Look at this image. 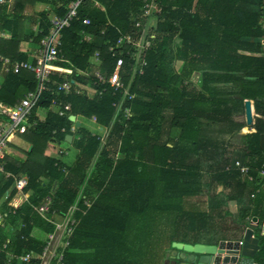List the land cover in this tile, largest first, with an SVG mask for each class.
<instances>
[{
  "label": "trees",
  "instance_id": "trees-1",
  "mask_svg": "<svg viewBox=\"0 0 264 264\" xmlns=\"http://www.w3.org/2000/svg\"><path fill=\"white\" fill-rule=\"evenodd\" d=\"M38 1H50V11L34 13L32 9ZM71 1L12 0L0 6V30L11 33L8 40L0 39V55L13 62L26 60L19 51L18 33L24 22L38 24L39 41L50 28V12L63 15ZM155 1L161 11L152 17L156 20L154 26L148 28L151 45L142 71L133 72V58L123 53L119 72L122 87L118 90L107 85L101 96L74 92L63 95L55 93L54 83H48L32 108L25 129L17 133L31 148L20 149V156L6 151L4 173H0V237H9L7 251L16 257L9 261L6 252L1 251L0 264H25L19 255L42 251L47 235L55 227L34 207L50 196V210L64 213L78 197L88 173L84 197L99 194L88 217L99 210L109 214V219L122 220L103 221L101 228L92 222L91 229L74 230L64 251V264H74L85 250H103L106 241L121 250L128 217L142 213L146 204L155 205L159 197L153 192L156 188L162 189L169 200L177 198L168 210L178 214L174 226L197 237L180 239L185 242L195 243L211 231L218 234V225L226 218L235 230L231 237L238 238L249 219L257 216L255 232L260 247L256 260L264 261V234L260 227L264 220V188L257 171L264 161V47L260 42L264 36V0ZM142 13L140 0H83L70 26L61 31L60 55L66 61L60 65L87 70L95 65L91 57L98 51L100 62L96 66L108 77L121 52L117 49L112 56L109 44L115 43L120 33L137 40L146 23ZM85 18L90 24H84ZM81 31L90 34L91 40H83ZM122 48L130 50L127 46ZM174 61L182 62L178 72L173 68ZM76 74V80L90 81ZM52 78L61 81L57 74ZM36 86L29 70L3 73L0 101L14 105ZM55 99L70 102L74 115L86 120L94 116L96 124L104 128L106 138L98 134L99 130L94 132L83 125L71 134L69 117L50 110ZM246 99L252 100L254 112L259 115L251 126L244 119ZM38 108L47 110L41 119L36 114ZM68 134L73 135L71 143L77 151L70 167L61 161L64 153L50 156L44 152L50 140L59 143ZM225 135L239 136V148L225 141ZM200 152L210 157L213 154L207 160L206 170L197 163H185L191 154L202 156ZM236 160L249 166L252 180L235 167ZM24 174L28 177L24 188L28 193L26 202L18 201L20 194L14 186L15 179ZM166 177H171L173 183H168ZM203 187L205 202L196 200V207L186 208L185 200L200 194ZM216 187L221 188L210 196L211 188ZM109 199L119 205L128 202L131 210L119 212L107 204ZM228 201L237 203L236 215L228 209ZM83 202L84 198H80L78 203L82 206ZM219 236L228 237L220 233Z\"/></svg>",
  "mask_w": 264,
  "mask_h": 264
},
{
  "label": "built area",
  "instance_id": "built-area-1",
  "mask_svg": "<svg viewBox=\"0 0 264 264\" xmlns=\"http://www.w3.org/2000/svg\"><path fill=\"white\" fill-rule=\"evenodd\" d=\"M83 0H72L66 8L63 15H56L50 12V28L44 36L39 40V47L35 57L32 61H10L8 58H4L0 55V62L3 64V73H18L20 70H29L34 74L37 81V86L34 90L28 91L24 97L14 105H7L0 102V173H4V158L5 153L9 147V143L12 142L18 132H22L28 124V118L31 114L32 108L36 106L40 100L41 94L45 91L48 83H54L55 93L63 95L70 94L72 92L76 94L85 95L88 97L101 96L107 85L113 87L114 90H118L122 87V83L119 79L120 68L123 65V53L131 55L134 61L135 71H142V66L145 64V55L148 48L151 45L150 39H148L146 32V23H144V30L137 40H134L130 34L120 33L115 43H110L108 50L111 55L116 54L117 49H121L118 52L116 58L115 67L112 73L105 77V75L97 68L94 72L87 70H80L73 67H63L60 62L66 61L60 55L61 46V31L63 28L70 26L71 21L76 17L78 7ZM4 0H0V3ZM143 6V18L144 21L151 19L154 15L159 14L161 7L155 0H140ZM84 24H90L88 18L84 19ZM139 24V23H138ZM137 24V25H138ZM262 26L264 28V19ZM81 38L83 40L90 41L91 35L81 31ZM261 45L264 47V36L260 40ZM123 46H127L130 50L123 51ZM99 52L95 51L91 57V62L97 65L100 61ZM81 74L90 79L87 83L76 80L73 77L74 73ZM57 74L61 76L60 82L53 81L52 76ZM127 91H124V95ZM50 110L55 112L58 116H68L72 122L70 132L74 133L78 127L76 117L72 114V106L68 101L55 99L51 102ZM126 115L128 110H125ZM259 116L254 112V117ZM92 121H96L95 117H92ZM247 129V127H245ZM245 129V130H246ZM102 130V129H101ZM65 153L63 150H59ZM235 167L240 171L243 176H246L249 180H252V176L249 173V166L242 163L240 160L235 161ZM259 177L261 179V187L264 188V161L257 167ZM6 175H8L6 173ZM28 183V177L26 175H20L15 179L14 186L18 192H24V188ZM254 193H251L250 197H253ZM51 198L46 197L45 201L36 207L38 213L42 216L49 211ZM79 211V208L72 206L66 213L59 214L58 220H53L52 216L47 219L54 224L53 232L49 233L43 246L42 251L39 254H35L34 251H27L18 258L26 264H64V251L67 248L70 237L72 236L79 218L74 216V213ZM50 212V211H49ZM53 215V212L51 213ZM250 221V219H249ZM3 223L0 215V226ZM261 232H264V224H262ZM9 237L3 240L0 237V251H4L8 248ZM241 244V241H240ZM11 257H16L12 254Z\"/></svg>",
  "mask_w": 264,
  "mask_h": 264
},
{
  "label": "rangeland",
  "instance_id": "rangeland-1",
  "mask_svg": "<svg viewBox=\"0 0 264 264\" xmlns=\"http://www.w3.org/2000/svg\"><path fill=\"white\" fill-rule=\"evenodd\" d=\"M153 20V19H152ZM97 69L96 65H91L89 68H87V71L94 72ZM37 115L39 118H43L44 116V109L38 108ZM83 125L86 126V124H89V121H85L86 119L80 118ZM91 130L96 129L94 126H90ZM246 128L243 130L245 131ZM106 137V134H105ZM225 141L233 145L235 148H239V142L240 137L239 136H233L229 137L228 135L223 136ZM59 150H63L65 152L72 151L71 147H66L64 149V144H62V147L59 148V146L56 145H49L48 152L49 154L57 156L59 153ZM101 149L98 150V152ZM117 156V154H115ZM200 157L197 158L196 155H190L187 160L186 164H193L197 163L198 166H200L201 169L206 170L207 169V160H210L213 157H210V154L200 152ZM168 183H173L171 180V177L165 178ZM176 181H174L175 183ZM217 189L210 190L209 194L210 196H214V193L219 191L221 187H216ZM154 193H157L156 202L153 207V210H147L146 214L138 215L135 214L132 217L131 223H129V228L126 231V235L123 237V242L126 241V243H123L122 249H119L113 246L110 241L104 242V248L103 251L98 250V252H93V250H89L92 252L88 253V250L79 258L78 260H75L74 264H168V260L166 257L167 250L170 249L172 242L175 241V239H182V240H194L192 236L188 233H184V229L181 226H174L173 218H168L165 220H162L163 217L166 215H171L172 212H169V207H174L170 204H175L177 201V198L171 197L170 200L168 198H165L166 194L161 193L163 192L162 189L159 190V188H156ZM170 192V191H169ZM206 192V189L203 187L200 194L190 196L186 202L185 206L186 208H190L192 204L196 205V200L202 202H205V197H203L202 193ZM170 195L171 194L170 192ZM150 196V195H149ZM149 198V197H147ZM169 202V203H168ZM192 203V204H191ZM233 209V208H232ZM235 210V209H234ZM233 210V213L236 215V211ZM167 218V217H166ZM219 233L224 234L228 237L233 236L235 234V230L233 225L230 222L229 218H226L223 223L218 225ZM175 232L172 238V240L169 242L168 238L166 239L167 233L170 235V233ZM186 234V235H185ZM191 236V237H190ZM180 237V238H178ZM94 249V248H92ZM112 251V252H110ZM84 252V251H83ZM107 256H112L111 258H108ZM83 257V258H82Z\"/></svg>",
  "mask_w": 264,
  "mask_h": 264
},
{
  "label": "crops",
  "instance_id": "crops-1",
  "mask_svg": "<svg viewBox=\"0 0 264 264\" xmlns=\"http://www.w3.org/2000/svg\"><path fill=\"white\" fill-rule=\"evenodd\" d=\"M11 1L12 0H4V2H2V3H0V6H3V5H5V4H10L11 3ZM95 5H98V3L97 2H95ZM51 7H52V3L49 1V2H42V1H38V2H36L35 3V5H34V7H33V11H34V13H38V12H41V11H44V10H48V11H50V9H51ZM155 22H156V20H152V18L151 19H148L147 21H146V32L148 33V28L150 27V25H152V26H154V24H155ZM39 28H38V24L37 23H30V22H28V21H25L24 22V24H23V30H21V29H19V36H20V42H19V51L21 52V53H23L25 56H26V60H24V61H32L33 60V58L35 57V55H36V52H37V50H38V47H39V41L36 39V34L37 33H39ZM10 36H11V33H10V31H8V30H0V39H4V40H8L9 38H10ZM2 57H4V58H8V57H5V56H3V55H1ZM9 59V58H8ZM65 59V58H64ZM10 60V59H9ZM66 60V59H65ZM11 61V60H10ZM182 67V62L181 61H174L173 62V68L175 69V71L176 72H178L179 70H180V68ZM3 64L1 63V67H0V82L2 81V74H3ZM9 73V72H8ZM1 102V101H0ZM3 103V102H2ZM3 104H5V103H3ZM251 104H252V108H253V102H252V100H251ZM39 109H37V111H38ZM45 110V109H44ZM253 110H254V108H253ZM46 111L47 110H45L44 111V113H46ZM36 114H37V112H36ZM43 116H45V114L43 115ZM75 117H76V120H77V122H76V124H77V126H80V125H83V123H82V121L80 120V118H83V117H81L80 115H75ZM41 119V118H40ZM84 119V118H83ZM85 121H89L90 123L89 124H86V127H89L90 129H91V127L90 126H94L96 129L94 130V129H92L94 132L95 131H98L99 130V135L100 136H103L104 138H106L105 137V132H104V128L103 127H101V126H98L97 124H96V122H94V121H92V119H90V120H85ZM253 121H254V118H253ZM84 126V125H83ZM103 130V132H100V131H102ZM71 133V132H70ZM71 134H73V133H71ZM68 135H70V134H68ZM67 136V135H66ZM72 136V138H71V142H72V139H73V135H71ZM71 142H68L66 139L64 140V141H61V142H59V143H57V142H55L54 140H50L48 143H47V146H46V149H45V153L47 154V155H50V156H55V155H52V154H49V152H48V148H49V145H51L52 146V144L53 145H56V146H59V148H61L62 147V144H64V149H66V147H71L72 148V151H70V152H65L64 153V156H62L61 157V161H63L65 164H67L69 167L70 166H72V164L74 163V160H75V155H76V153H77V151L75 150V148H74V146L72 145V143ZM11 144H12V147H9L7 150L8 151H11V152H13L15 155H18V156H20V155H23L22 153H21V151H20V149H25V150H29L30 148H31V144L29 143V142H27V141H25L24 139H22L21 137H18L17 135L14 137V139L12 140V142H11ZM101 149V148H100ZM66 151V150H65ZM59 153V152H58ZM95 161V158L93 159V162ZM6 174V173H5ZM8 174V173H7ZM25 175V174H24ZM8 175H6V177H7ZM27 176V175H26ZM90 176V174L88 173L87 174V176L85 177V182L87 181V179H88V177ZM85 182L81 185V187H80V190H79V195H78V197L75 199V201L72 203V204H70L69 206H68V208L64 211V213H66L72 206H74L75 204H76V206L79 208V211H76L75 213H74V216H76L77 218H79V223L77 224V226H76V228H75V231H77L78 229H82L83 228V230H87V229H91V226L94 224V223H92V222H95L97 225H95V226H99V228H101V226H102V224H103V221H112V222H115V221H119V220H122V219H120L119 217L117 218V217H113V218H111V219H109L110 217H109V214L108 215H104L103 213H101L99 210L98 211H96L95 212V214L93 215L92 213H91V215L88 217V214H89V212H90V208H91V206L96 202V201H98V196H99V194L98 193H94L92 196H91V198H85L84 197V187H85ZM115 191H117V189H114ZM20 195V197L18 196V201L20 200V201H24V202H26V200H27V198H26V196L28 195V193H26V192H18ZM162 193V192H161ZM147 194L148 195H150V196H152V192L151 191H147ZM47 197H50V196H47ZM193 197V196H192ZM46 198V197H45ZM45 198H44V200H43V202L45 201ZM51 198V197H50ZM80 198H84V202H83V204H82V206L81 205H79V199ZM186 201V200H185ZM42 202V203H43ZM51 202H52V200H51ZM41 203V204H42ZM41 204H39V205H41ZM51 204V203H50ZM107 204H111V207L113 208V209H117V211H125V210H131L130 209V205H129V203L127 202V204L126 205H119V202H117L116 200H114V199H109L108 201H107ZM192 204V203H191ZM38 205V206H39ZM38 206H35L34 207V209H35V211L38 213V211L36 210V207H38ZM99 206H104V205H99ZM186 206H188V205H186ZM191 207H196V205L195 204H192V205H190ZM153 207H154V204H152V203H150V204H146L145 205V207H144V210L142 211V213H140V214H138V215H142V214H146V212H147V210L149 209V210H153ZM228 209L231 211V212H233V210L234 211H236L237 209H238V205H237V203L235 202V201H228ZM233 208V209H232ZM133 210V209H132ZM50 211V212H49ZM49 211H48V213L47 214H45V216H42L40 213H38V214H40V216L41 217H43L46 221H48V222H50V223H52L53 224V222H51V221H49L48 219H47V217H50V216H52V219L53 220H58L59 219V214H63V213H61V212H58V211H56V210H50V206H49ZM53 212V215L51 214ZM129 213H130V211H129ZM128 213V214H129ZM135 215V213H133V214H130V216L128 217V219H127V229L129 228V223H131L130 221H132V217ZM167 217V218H166ZM172 217H174L173 218V221H171V222H173V224H174V220H176L177 218H178V214H177V212H172V214L171 215H166L165 217H163V219L162 220H165V219H168V218H172ZM251 219V218H250ZM1 221H2V223H3V220H2V217H1ZM258 223H259V218H258ZM262 224H264V220L261 222V225H260V227H262ZM219 225H220V223H219ZM3 226V225H2ZM2 226H0V227H2ZM7 229V228H6ZM77 229V230H76ZM127 229H126V231H127ZM244 230V229H243ZM243 232V231H242ZM174 233L175 232H172L171 231V233H170V235L167 233V235H166V239L168 238V240H169V242L172 240V238L173 237H175V236H173L174 235ZM126 235V232H125V234H124V236ZM48 236V235H47ZM123 236V237H124ZM192 236V238L193 239H196L197 237H196V235H191ZM190 236V237H191ZM220 236H219V233L217 234L216 233V231L215 232H213V231H211V232H209V233H207L206 235H204V236H202V237H199V241H197V242H201V243H216L217 241H219V240H221V239H240L241 238V236L240 237H238V238H236V237H226V238H219ZM178 238H180V237H178ZM174 240L175 241H181V242H185V241H182V240H180V239H175L174 238ZM196 242V241H195ZM123 243H126V241H124ZM187 243H193V242H187ZM8 249V248H7ZM7 249L6 250H4V252H6V256H7V259L9 260V261H11L12 259H14V257H11L12 256V252L11 251H7ZM81 252L82 251H84V250H82V249H79ZM1 252V251H0ZM34 253L35 254H39V253H37V252H35L34 251ZM26 264V263H25Z\"/></svg>",
  "mask_w": 264,
  "mask_h": 264
},
{
  "label": "water",
  "instance_id": "water-1",
  "mask_svg": "<svg viewBox=\"0 0 264 264\" xmlns=\"http://www.w3.org/2000/svg\"><path fill=\"white\" fill-rule=\"evenodd\" d=\"M251 100H244V119L248 126L254 121ZM71 135L66 140L71 142ZM258 217L252 216L240 239H221L216 243H187L173 241L166 257L170 264H264L256 260L259 250V238L255 229ZM264 234V232H261ZM241 241V244H240Z\"/></svg>",
  "mask_w": 264,
  "mask_h": 264
},
{
  "label": "flooded vegetation",
  "instance_id": "flooded-vegetation-1",
  "mask_svg": "<svg viewBox=\"0 0 264 264\" xmlns=\"http://www.w3.org/2000/svg\"><path fill=\"white\" fill-rule=\"evenodd\" d=\"M167 260H168V258H167ZM168 264H170V263H168Z\"/></svg>",
  "mask_w": 264,
  "mask_h": 264
}]
</instances>
